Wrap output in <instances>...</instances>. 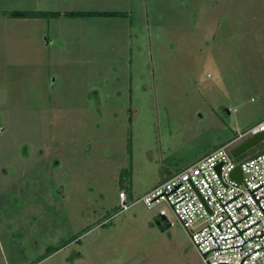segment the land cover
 Here are the masks:
<instances>
[{
	"label": "rangeland",
	"instance_id": "1",
	"mask_svg": "<svg viewBox=\"0 0 264 264\" xmlns=\"http://www.w3.org/2000/svg\"><path fill=\"white\" fill-rule=\"evenodd\" d=\"M0 14V264H203L170 208L139 200L264 119V0H0ZM120 194L138 202L120 212Z\"/></svg>",
	"mask_w": 264,
	"mask_h": 264
},
{
	"label": "built area",
	"instance_id": "2",
	"mask_svg": "<svg viewBox=\"0 0 264 264\" xmlns=\"http://www.w3.org/2000/svg\"><path fill=\"white\" fill-rule=\"evenodd\" d=\"M260 133H264V119L139 200L147 209L165 203L203 264H264V150L239 162L230 154ZM237 167L239 182L231 178ZM119 199L120 212L138 202L126 204L123 194ZM157 217L166 220L163 211Z\"/></svg>",
	"mask_w": 264,
	"mask_h": 264
},
{
	"label": "trees",
	"instance_id": "3",
	"mask_svg": "<svg viewBox=\"0 0 264 264\" xmlns=\"http://www.w3.org/2000/svg\"><path fill=\"white\" fill-rule=\"evenodd\" d=\"M1 15V14H0ZM3 15V14H2ZM10 18L17 19H46V18H58L63 15L67 18H98V17H115L121 16L117 13H105V12H71V13H54V12H40V11H16L5 14Z\"/></svg>",
	"mask_w": 264,
	"mask_h": 264
},
{
	"label": "water",
	"instance_id": "4",
	"mask_svg": "<svg viewBox=\"0 0 264 264\" xmlns=\"http://www.w3.org/2000/svg\"><path fill=\"white\" fill-rule=\"evenodd\" d=\"M261 141L264 142V133H260V134H258L256 136H253V137L243 141L238 146L233 148L230 151V154H231L232 157H237V156H239L240 154L244 153L245 151H247L248 149H250L255 144H257V143H259ZM261 154H264V151H262ZM231 178L234 179L237 182L240 181L241 172H240V169L238 167L232 172ZM161 220L164 221V218L161 217ZM157 225H159V223H157Z\"/></svg>",
	"mask_w": 264,
	"mask_h": 264
}]
</instances>
